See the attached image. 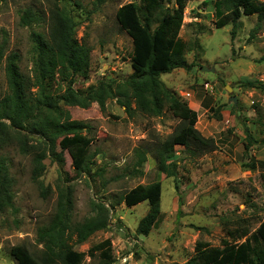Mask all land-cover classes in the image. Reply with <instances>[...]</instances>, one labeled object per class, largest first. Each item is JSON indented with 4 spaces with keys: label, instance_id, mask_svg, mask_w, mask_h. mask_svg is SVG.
Returning a JSON list of instances; mask_svg holds the SVG:
<instances>
[{
    "label": "rangeland",
    "instance_id": "1",
    "mask_svg": "<svg viewBox=\"0 0 264 264\" xmlns=\"http://www.w3.org/2000/svg\"><path fill=\"white\" fill-rule=\"evenodd\" d=\"M130 1L140 3L0 0V42L6 41L5 54H18L20 72L32 81L35 52L31 32L47 35L48 20L23 25L21 12L31 7L46 14L53 4L64 6L77 22V41L90 52L88 75H77L73 87L84 91L102 81L115 86L134 73L131 38L115 17L116 9ZM173 5L172 0L164 3L169 8ZM213 5L212 0L186 2L179 37L185 43L184 57L190 66L160 75L169 89L190 108H196L194 126L212 143L208 147L175 145L172 160L177 164L176 173L166 177L157 169L153 147L177 131L180 119L165 103L159 116L140 111L133 98L132 109L125 111L120 104L122 96L107 97L104 110L96 102L86 108L63 105L71 119L90 126V171L76 172L69 153L56 143L55 151L61 153L62 160L50 156L43 160L40 185L31 177V154L20 153L14 142L1 149L14 180L15 209L0 212V264H16L10 254L15 245L41 255L43 243L38 240V230L57 210L60 187L72 189L71 224L95 215L94 204L102 203L108 209L107 228L95 231L84 242L78 243L74 230L67 229L66 236L70 237L66 242L73 250L85 253L80 264H101L99 251L90 254L89 248L106 238L111 242L110 264H183L194 254L197 240L220 246L222 239H230L227 229L242 220L249 233L255 231L264 217V164H258L264 163V90L248 84L264 82V20L255 14L241 15L235 27L232 22L216 27ZM3 67L2 60L0 98L8 90ZM63 88L56 75L48 91L58 94ZM185 92L190 93L188 98ZM230 96L236 97L235 103L228 99ZM196 99L199 106L192 102ZM244 124L257 140L246 151L242 145L247 140ZM136 148L147 151L141 166H137ZM249 162L255 164L254 169L247 167ZM155 181L162 186L160 220L148 234H138L136 227L148 203L128 207L122 194L137 184ZM55 261L53 264H61Z\"/></svg>",
    "mask_w": 264,
    "mask_h": 264
},
{
    "label": "trees",
    "instance_id": "2",
    "mask_svg": "<svg viewBox=\"0 0 264 264\" xmlns=\"http://www.w3.org/2000/svg\"><path fill=\"white\" fill-rule=\"evenodd\" d=\"M138 1L140 3H124L115 11L119 26L132 41L131 67L134 70L129 78L115 86L102 81L84 91L73 87L77 75H88L90 52L88 47L77 41V22L64 6L53 4L46 14L31 7L21 12L20 23L23 25L48 20L47 35L40 31L31 32L35 52L32 81L20 72L18 54H5L6 41L0 42V63L3 60L8 87L7 93L0 98V212L15 209L12 191L14 180L9 173V160L1 154V149L10 142L17 145L20 153L31 154V177L40 185L39 178L45 169L43 160L47 156L58 162L62 160L61 153L55 151L56 143L69 153L76 172L90 171V126L86 122L71 119L63 105L86 108L96 102L104 110L107 97L122 96L120 104L125 111L132 109L130 98H133L140 111L159 116L165 103L173 116L180 119L177 131L153 147L157 169L166 177L176 173L177 164L172 160L175 145L186 148L190 145L208 147L212 143L211 138H204L194 126L197 112L160 79L163 73L190 66L184 57L185 43L179 37L188 0H172L174 5L171 8L164 6L169 0ZM212 1L214 16L217 17L216 27L228 22H232L235 27L241 15L255 14L258 19L264 20V0ZM56 75L64 83V88L62 92L52 94L48 89ZM248 85L264 90V82L259 80L257 84L249 82ZM243 133L247 138L242 143L246 151L257 140L246 124L243 125ZM146 152L136 148L137 166L146 160ZM247 167L254 169L255 164L249 162ZM161 190L160 181H155L137 184L122 194V200L128 207L141 201L148 203V210L136 227L138 234H148L160 220ZM58 192L57 210L51 221L38 230V240L43 243L41 255L35 256L22 245L12 246L10 254L16 264H53L56 259L61 264H80L85 253L73 250L66 242L70 237L66 236L67 229H73L76 241L81 243L95 231L107 228L108 209L102 203L94 204L95 215L71 224L72 189L69 186L60 187ZM242 222L245 221L237 222L236 227L227 229L230 239H222L220 246L197 240L194 254L183 264H264V217L252 233ZM93 250H98L103 257L101 264L113 261L110 239L94 244L89 248V253L93 254Z\"/></svg>",
    "mask_w": 264,
    "mask_h": 264
},
{
    "label": "water",
    "instance_id": "3",
    "mask_svg": "<svg viewBox=\"0 0 264 264\" xmlns=\"http://www.w3.org/2000/svg\"><path fill=\"white\" fill-rule=\"evenodd\" d=\"M204 70H208L207 68H204ZM226 87V89L228 90H230L231 89V87L230 86H225ZM230 101H232L233 103H235L236 102V97L235 96H230L229 98H228Z\"/></svg>",
    "mask_w": 264,
    "mask_h": 264
},
{
    "label": "crops",
    "instance_id": "4",
    "mask_svg": "<svg viewBox=\"0 0 264 264\" xmlns=\"http://www.w3.org/2000/svg\"><path fill=\"white\" fill-rule=\"evenodd\" d=\"M194 18H195V17H194ZM192 102H193V104L199 106V101H198V99L193 100ZM193 109L195 110L196 108L193 107Z\"/></svg>",
    "mask_w": 264,
    "mask_h": 264
},
{
    "label": "built area",
    "instance_id": "5",
    "mask_svg": "<svg viewBox=\"0 0 264 264\" xmlns=\"http://www.w3.org/2000/svg\"><path fill=\"white\" fill-rule=\"evenodd\" d=\"M184 96H185L186 98H188V97L190 96V93H189V92H185V93H184Z\"/></svg>",
    "mask_w": 264,
    "mask_h": 264
}]
</instances>
